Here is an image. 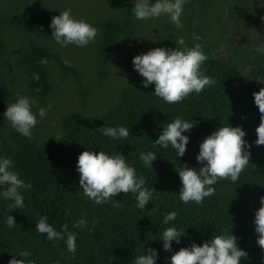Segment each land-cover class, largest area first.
<instances>
[{"label":"trees","instance_id":"1","mask_svg":"<svg viewBox=\"0 0 264 264\" xmlns=\"http://www.w3.org/2000/svg\"><path fill=\"white\" fill-rule=\"evenodd\" d=\"M134 2L0 0V155L11 157L14 170L32 185L22 190L21 209L0 198V264H8L23 250L31 252L30 259L37 264H132L143 247L158 250L157 264H169L181 247L193 241L202 245L225 230L247 253L241 264H264V249L256 242L253 223L264 196V145L254 143L261 113L253 97L264 88V52L257 51L264 34L244 17L257 15L264 21V0H187L180 29L166 17L137 20L131 12ZM66 8L98 29L94 43L62 48L51 38L49 24ZM226 10L229 16L224 18ZM214 28L218 38L212 34ZM193 34L201 39L194 40ZM233 35L241 43L232 45V54L219 55L217 49ZM179 37L190 47L202 45L208 55L202 70L215 84L169 104L154 94V85L142 87L132 59L153 48H176ZM43 57L46 64L40 62ZM247 64L252 67L248 71ZM34 74L39 80L33 79ZM17 93L36 99L33 111L51 104L47 117L38 118L31 138L17 133L2 115ZM176 115L195 124L185 133L190 142L182 158L171 146L153 143ZM228 124L246 132L249 164L236 182L218 180L215 193L202 203H183L176 168L202 167L196 160L199 144ZM119 125L129 129L127 139H113L98 129ZM89 148L124 154L146 186L158 191L144 210L136 207L131 193L113 197L122 202L119 208L97 205L83 195L76 164ZM148 151L157 155L153 168L140 160V153ZM171 211L177 213L175 220L163 224ZM8 215L15 218L14 228L5 223ZM43 216L57 231L67 224L77 233L75 254L67 251L65 240L48 241L47 234L35 231ZM82 216L95 221L94 230L73 227ZM172 225L186 235L180 244L173 242L172 252H166L158 233Z\"/></svg>","mask_w":264,"mask_h":264},{"label":"clouds","instance_id":"2","mask_svg":"<svg viewBox=\"0 0 264 264\" xmlns=\"http://www.w3.org/2000/svg\"><path fill=\"white\" fill-rule=\"evenodd\" d=\"M187 0H135L131 8L132 14L137 20H156L166 17L176 29L183 27V7ZM49 27L52 30L51 38L62 48L69 45L85 47L95 42L98 29L88 21L76 18L71 8L59 11V15L52 18ZM193 39H201L193 34ZM176 48L157 47L146 53H140L133 57L134 71L142 77L141 85L148 88L154 85V94L164 102L172 104L182 101L191 93L199 94L206 87L215 84V79L204 73L203 63L208 59L200 43L189 46L183 37L175 40ZM257 51L264 52V43H261ZM47 63V58L40 61ZM67 62V61H66ZM33 79L39 80V74H34ZM254 103L258 107L260 124L256 128L257 146L264 145V88L253 93ZM35 98L20 93L16 94L14 102L7 104L2 114L11 127L20 135L31 138L32 130L40 120L45 119L51 109L38 107ZM164 127L154 145L163 148H171L177 158H182L190 142V136L186 135L195 126L193 119L186 120L180 115L172 116ZM105 136L113 139H127L129 129L124 125L104 126L98 128ZM246 132L242 127H233L230 124L223 125L199 144V152L196 160L203 165L200 168L184 164L176 168L182 187L178 197L183 203L195 202L200 204L206 197L216 191L215 185L220 179H230L236 182L241 171L249 164L251 145L245 140ZM140 160L145 167H152L157 160V155L152 152H141ZM14 162L11 157L0 155V198L10 200L9 207L21 209L24 206L22 190L31 189V183H26L20 178V174L14 170ZM76 171L79 175L80 190L83 195L95 204H111L114 208L122 206V202L113 197L120 193H131L136 200V207L141 211L146 208L153 197L155 188L146 186L143 176L138 175L133 164L129 163L126 156L120 152L109 154L103 150L96 152L92 149L83 151L77 159ZM158 192V191H156ZM260 207L255 212V231L258 234L257 244L264 249V196L260 198ZM177 216L175 211L164 215L163 224L169 225ZM48 216H43L36 223L35 231L47 234L48 241L65 240L67 251L75 254L77 250V233L69 230L67 224L62 226L63 231H57L49 222ZM8 228H14L17 224L13 215L5 219ZM91 226L89 227V224ZM73 227L88 228L94 230L95 221L89 222L85 217L78 219ZM159 240L166 252H172L173 242L181 243V237L185 236L182 229L176 226L165 227L159 231ZM247 253L238 246L237 237L227 234L226 230L215 234L212 239L203 242L202 245L192 242L188 247H181L173 252L168 259L169 264H241L242 258ZM31 252L20 251L12 255L8 264H37L36 259H30ZM159 252L149 247L147 251L143 247L140 255L134 257L132 264H157Z\"/></svg>","mask_w":264,"mask_h":264},{"label":"rangeland","instance_id":"3","mask_svg":"<svg viewBox=\"0 0 264 264\" xmlns=\"http://www.w3.org/2000/svg\"><path fill=\"white\" fill-rule=\"evenodd\" d=\"M244 15V13H243ZM229 16V11H225L224 13V18H227ZM245 18H248L250 22H253L254 24H256L257 26L259 25L261 33L264 34V21L259 18L257 15H248V17L244 16ZM212 34L214 35L215 38H218L219 36V31L217 30V28L212 29ZM232 40H230L228 38V41L226 40L225 43H222L220 45V47L217 49L219 55L221 56H227L233 53V49H232V45H239L241 43L240 38L237 35H233V37L231 36ZM248 65V64H247ZM250 68H252L250 65L245 67V70H250Z\"/></svg>","mask_w":264,"mask_h":264}]
</instances>
